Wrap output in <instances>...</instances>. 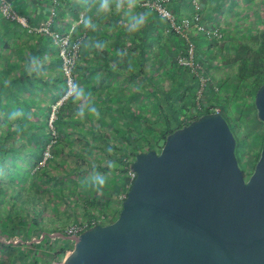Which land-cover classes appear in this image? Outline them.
Masks as SVG:
<instances>
[{
	"label": "crops",
	"instance_id": "1",
	"mask_svg": "<svg viewBox=\"0 0 264 264\" xmlns=\"http://www.w3.org/2000/svg\"><path fill=\"white\" fill-rule=\"evenodd\" d=\"M9 1L30 26L41 24L51 6L50 0ZM143 1L108 0L102 8V0H58L52 27L63 31L82 15L78 29L84 36L74 69L75 93L57 112L55 159L37 172L32 165L46 140L51 106L66 90L64 75L49 36L28 33L0 15V141L13 150V165L26 173L20 184L40 198L37 207L54 215L58 228L98 213L99 204L92 199L99 194L93 184L97 187L100 166H115L100 155L124 150L136 134L144 133L149 102V108L158 111L156 85L147 78L152 73L157 77L156 63L148 60L147 52L161 56V42L155 41L154 32L153 48L147 46L145 31L152 17L147 12L153 10L143 7ZM198 1L203 20L215 23L211 0ZM175 12L191 15L192 0H176ZM192 105L193 100L189 112ZM3 164L11 165L6 157Z\"/></svg>",
	"mask_w": 264,
	"mask_h": 264
},
{
	"label": "water",
	"instance_id": "2",
	"mask_svg": "<svg viewBox=\"0 0 264 264\" xmlns=\"http://www.w3.org/2000/svg\"><path fill=\"white\" fill-rule=\"evenodd\" d=\"M264 123V82L254 95ZM221 113L135 154L117 217L74 239L63 264H264V138L245 177Z\"/></svg>",
	"mask_w": 264,
	"mask_h": 264
},
{
	"label": "trees",
	"instance_id": "3",
	"mask_svg": "<svg viewBox=\"0 0 264 264\" xmlns=\"http://www.w3.org/2000/svg\"><path fill=\"white\" fill-rule=\"evenodd\" d=\"M175 2L176 0H172L170 3L166 5V7L178 16V14L175 12ZM148 13L152 17H150V21L147 23L146 31H145V39L147 42V46H149L150 48H153L155 41L161 42V56L157 54L155 57L154 53L150 54L149 52H147L148 60L156 63V75H157V77L155 78L153 73L148 74L147 78L152 84L156 85L157 87V88L155 87L156 92H157L156 96L158 99L156 105H157L158 112L161 115V124L160 126H157V127L155 126L156 127L155 131L159 133V135L161 136V140H163L164 142L165 137L169 133L182 127L183 125L188 124L190 121L202 115L203 113H207L208 110L197 112L194 115L192 111L189 112L190 103L193 97V91L197 85L196 78L186 68L178 65L174 60L175 54H176L175 51L176 49L183 48L184 46L183 42L181 39H176L177 37L172 32L167 31L168 30L167 22L165 19L159 17L153 11H148L147 14ZM154 32H156V37H157L155 41L153 39ZM189 33H190V38L195 45V59L202 65V68L204 69V71L209 73V61L208 60L210 57L208 53L212 46L211 45L212 41L211 40L209 41L203 38V36L197 31H195L194 29H191ZM244 37L245 36L243 35L241 36V39L236 44L234 53L232 55H228L227 53H224L223 59H228V63L230 64L231 63L236 64V71L233 77L236 78L237 82L242 81V80L245 81L248 87L251 89L250 91H252L253 95H255L257 88L264 82V29H262V31L258 33V35H253V34L249 35L248 40L244 39ZM252 41L254 42L253 44L251 43ZM223 47H226V46L221 45L220 48L223 49ZM227 48H230V47L227 46ZM159 82L162 85L161 89L158 88ZM216 83L218 85L217 80H216ZM219 83H221L220 85L224 87L223 89L228 90L229 87L233 89L232 84L229 85V82L227 83L225 79L219 81ZM213 94L214 93L211 92V94L210 95L208 94L206 98L208 100L213 99L216 101V103H219L218 102L219 99L217 98V96ZM236 104L237 103L235 102L234 106H236ZM252 105L254 106V102H252ZM220 113L227 120L229 127L235 136V139H236L235 153H236V157L239 163L240 162L239 154L241 152L242 153H245V152L241 149L242 145L239 146L240 143L237 138L235 128L234 126L231 125L229 121V117L226 112L225 104H222ZM147 121L148 119L146 118V124L148 126L147 129H149L151 124L149 125ZM55 122H56V119L54 121V125H55ZM56 130H57V127H56ZM47 137H48V127H47V133H46V140H47ZM263 138H264V132L261 136V143L263 141ZM151 140H155V136H151L147 138L148 144L143 150L138 149L136 146H134L133 148L129 147V149H127L128 146H124V150H119L120 154L118 156L115 154L109 155L110 158L114 160L113 162L116 166L114 170L118 174L108 179L109 184L105 182V186L100 191H96L99 195H101L102 190H104L105 192L103 193V195L108 197V198L102 199L99 196L97 199L95 197L92 199L93 202L94 200L97 201L96 204L97 203L99 204V208L103 209L106 207L107 208L110 207V197L114 195V190H113L114 188L116 189L117 187L119 190L123 191L126 194L127 189H128L126 185L129 183V179L127 176L128 164L131 163L136 153L155 148L154 143H152ZM132 141L135 142L136 140L134 141L133 139H131V142H130L131 145H132ZM4 146L5 144L0 141V206L2 204L4 209L7 210L8 214H5V212L1 211V208L3 207H0V216L2 217L4 214L5 219L7 220L6 215L7 216L11 215L13 223H16L14 219L21 218L23 220L24 217L27 219V216L30 218V215H31L32 220L29 221L30 223L24 220L23 221L20 220L18 223L19 224L22 223L21 225H26L28 228H29V224H32V228H33L32 232L36 234L32 233L31 235L29 234V231H28V236H26L25 234L18 235V236L12 234L11 237H7L3 235L2 230L0 229V250H3V251L4 249L6 250L5 245H8L7 250L11 249L10 252H12L13 249L15 250L14 248L15 246L13 245V243L15 244L16 242H17L16 246H21L17 250L16 257L13 258L12 261L9 260L8 262H5V261L0 260V264L1 263L3 264H22L23 262H26L25 256L28 255L26 250L22 247L25 245L34 247L36 246L34 241H37L38 243L42 241V238H41L42 236H40V234H37V232L38 231L45 232V229H42L41 226H43L44 224L43 220L46 217H49L50 215H46L43 212V210L41 211L40 207L39 208L37 207L39 205L40 198L38 199V196L34 192L28 193L26 186L20 184L23 177H25L26 173H23V171H21L20 169L14 170L16 168V166L13 165L14 161H13V164L11 165L3 164V158L5 155L8 158H11L13 156V150L10 148H5ZM43 148H44V145L40 151L39 156L36 158L35 163L32 165V167L35 166L41 160ZM159 148H160V145H159ZM56 150H57V147L55 148V151H54V158L56 155ZM126 150H129V151H126ZM259 153L256 155V159L252 163L251 171L253 170L254 165L259 157ZM51 160L52 159L48 160V162ZM247 166L248 165H246L245 168L248 170ZM100 167L103 170L109 169L108 165H102ZM245 168L244 169L241 168V169L244 173V176L247 177L251 173V171L249 170L247 171L245 170ZM93 187L96 188L94 184H93ZM123 199L124 198L120 199V206H121ZM6 203L7 204L9 203V207H7ZM19 207H21L24 210V212L27 211V213H25L26 216L22 217L21 215L17 214V211L18 212L21 211ZM118 212L119 210L117 211L116 214H118ZM32 214L34 215V217H32ZM37 214L39 216L40 214H43V215L45 214L44 218L40 217L39 222H37L38 220ZM115 218H113L111 221H113ZM1 222L2 221H0V228L2 226ZM18 223L17 225H19ZM50 224H51V220H50ZM51 225L53 226L52 230L49 231L51 235H49V233L46 235L49 236L48 237L49 239L53 238L55 241L51 239V240L45 241L43 244V246L45 245L49 249H51L58 242L61 243L60 241L61 238L62 239L65 238L62 234V228H58L54 226L53 224ZM8 230H12V227L7 228V231ZM71 246L72 244L68 245V244L61 243L58 249L60 253L63 254L65 253V250L67 248L70 249ZM32 254H29V255H32ZM22 257L24 258L22 259ZM37 261H38L37 258L33 260L34 263H37Z\"/></svg>",
	"mask_w": 264,
	"mask_h": 264
},
{
	"label": "rangeland",
	"instance_id": "4",
	"mask_svg": "<svg viewBox=\"0 0 264 264\" xmlns=\"http://www.w3.org/2000/svg\"><path fill=\"white\" fill-rule=\"evenodd\" d=\"M210 4L216 10L215 11L216 15L214 16L215 24L221 26V30L224 33V40H223L224 42L221 41L220 43H218L214 39L205 38L209 41L210 40L212 41L211 43L212 46L208 53L210 57L208 60L209 74L214 79V81L217 80L218 82V86H219V95L217 96V98L219 99L218 104L220 105V107L222 106V104H225L229 121L231 125L234 126L235 128L236 135L240 143L239 146L242 145L241 149L245 152V153L241 152L239 154V161H240L239 166L244 169L245 166L248 165L247 168L249 171H251L252 163L253 161H255L256 155L260 152L261 149V145H262L261 136L264 132V123L258 119L255 106L252 105L254 95L253 92L250 91L251 89L248 87L245 81L242 80L237 82L236 78L233 77L236 71V64L228 63V59H223V56L224 53H227L228 55H232L234 53L236 44L241 39L242 35L245 36L244 39L248 40L249 35L252 34L258 35V33H260L262 29H264V0H211ZM251 43L253 44L254 42L252 41ZM52 45L55 46L53 43ZM221 45L226 47H223V49H221L220 48ZM227 46L230 48H227ZM56 53H57V49H56ZM224 79L227 81V83L229 82V85L232 84L233 89L230 87L228 88V90L223 89L224 87L220 85L221 83H219V81ZM235 102L237 103L236 106H234ZM150 106L151 103L149 102L148 110L145 115V117L148 119L147 122L149 123V125L151 124L150 128L147 129L148 127L147 126L144 133L140 135L136 134V138H135L136 141L133 138L135 142H132V145L127 144L125 146L130 147L131 145V148L136 146L138 149L143 150L148 144L147 138L151 136H155V140H151V142L154 143L155 146L154 149L158 150L159 145L161 147L163 140H161V136L159 135V133L155 131L156 127L160 126L161 124V115H159L160 113L158 111L149 108ZM129 147H127V149H129ZM108 152H110L109 153L110 155L115 154L118 156L120 154L119 150H114V149L109 150ZM4 157L7 158V161L9 163L13 164V162H11V158H8L6 155ZM101 158L104 160V162H107L108 160L109 163L111 162L113 163L114 161V160L110 161L108 159L110 158V156L108 157V154L106 152L100 155V159ZM54 159L55 158H53L52 160ZM115 167L116 166L114 167L109 166L110 171L107 170L104 171L103 169L99 168L100 169L98 173L99 177H104L105 182L109 184L108 179L118 174L114 170ZM17 169L18 167H16L14 170ZM245 170L247 169L245 168ZM113 190H114V195L110 197V207L109 208L106 207L103 209L98 208L97 211L98 213H105L110 219L117 217L118 214L116 213L121 208L120 199H122L123 198L122 195L125 194L117 187L116 189L114 188ZM104 192L105 191L102 190V194L99 195L101 198L103 197L102 199L108 198L107 196L103 195ZM6 205L7 207H9V203L8 204L6 203ZM0 207H3V205L1 204ZM19 208L21 211L19 212L17 211V214L21 215L22 217L26 216L25 213H27V211L24 212V210L21 207ZM1 211L5 212V214H8L7 210H5L4 207L1 208ZM44 215L43 214H40V216L38 215L37 222H39L40 217L44 218ZM32 217H34L33 214ZM54 217H55L54 215L52 216L50 215L49 217H46L43 221L44 222L43 226H41L42 229H45V232L43 231L37 232V234H40V236L45 237L43 239L44 242L47 240H51L48 238L49 236L46 234H48L49 231L52 230L53 226L51 224L55 225L54 220H56L55 219L56 217L55 218ZM6 218L7 220H2L5 219V215L3 214L2 217L0 216V221H2L1 225L3 226V227L1 226L0 229L2 230L3 235L7 237H11L12 234L16 236L25 234L26 236H28V231L29 234L32 235L33 233L32 224H29V228H28L26 225H21L22 223L21 224L18 223L19 225H17L18 221H16V219H14L16 223H13L11 215L9 216L6 215ZM27 218L29 217L27 216ZM49 219L51 220V224ZM19 220L22 219L19 218ZM23 220L26 222L30 221L28 219L27 221L25 217ZM67 225L68 223L63 224L60 226V228H62L63 230V228L66 227ZM9 227H12V230L7 231V228ZM60 241L62 244H66L67 240L65 238L63 239L61 238ZM61 243L58 242L51 249H49L45 245L44 246L36 245L34 247L28 245L23 246L22 248L26 250L28 255L25 256L26 262H23L22 264H49L50 259L52 258L51 256L53 255H57L58 258H61L62 253H60L58 249ZM13 245L15 246V247L13 246L15 250L13 249L12 252H10L11 249L7 250L8 245H5L6 250L5 249L4 251L0 250L1 261H5V262H8L9 260L12 261L13 258L16 257L17 250L21 246H16V243L15 244L13 243ZM23 258L24 257H22V259ZM35 258L38 259L37 263L33 262Z\"/></svg>",
	"mask_w": 264,
	"mask_h": 264
},
{
	"label": "built area",
	"instance_id": "5",
	"mask_svg": "<svg viewBox=\"0 0 264 264\" xmlns=\"http://www.w3.org/2000/svg\"><path fill=\"white\" fill-rule=\"evenodd\" d=\"M172 0H144L141 5L156 12V14L165 19L167 22V29L172 32L178 39L183 42V48L176 49L175 62L186 68L195 78L196 87L193 91V107L191 111L193 115L197 112L208 110V112L220 113L221 107L215 100H208L206 96L213 92L215 96L219 95V87L209 73H205L202 65L195 59V45L190 38V30L194 29L205 38H211L216 41L224 40V33L221 26L215 23H206L202 17V6L198 0H192L193 12L191 15L177 16L170 11L166 5ZM51 6L48 16L38 26H30L26 18L18 12L11 5L9 0H0V15L9 22H17L22 25L28 33H41L50 37L51 42L56 46L57 55L60 59L61 71L64 75L66 90L62 97L56 101L49 113L47 127L48 137L44 143L41 160L32 167V172H37L39 169L46 166L48 160L54 158V151L59 142V135L54 125L57 118V112L60 104L68 100L75 93V77L74 69L78 58V51L80 43L83 38L82 32L79 31V24L83 22V17L80 15L75 22L68 25L67 29L61 31L52 27L54 18L57 15L56 6L58 0H50ZM210 92V93H209ZM127 176L129 183L126 185L129 188L131 181L135 177L134 171L130 169V164L127 167ZM126 194H123L124 198ZM112 219L108 218L105 213H97L87 218L81 219L77 222L68 224L63 228L62 234L65 238L73 243L74 239L82 231L88 229L95 224H107ZM69 252L65 250L61 258L53 255L49 264H63L64 256Z\"/></svg>",
	"mask_w": 264,
	"mask_h": 264
},
{
	"label": "clouds",
	"instance_id": "6",
	"mask_svg": "<svg viewBox=\"0 0 264 264\" xmlns=\"http://www.w3.org/2000/svg\"><path fill=\"white\" fill-rule=\"evenodd\" d=\"M107 3H108V0H102V5H101L102 8H106L107 7ZM142 22H143L142 18L137 21V23H142ZM95 184L97 185L96 191H100L105 186V178L98 176L96 178Z\"/></svg>",
	"mask_w": 264,
	"mask_h": 264
}]
</instances>
